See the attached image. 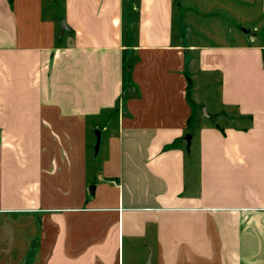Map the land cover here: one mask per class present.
Returning <instances> with one entry per match:
<instances>
[{
  "label": "crops",
  "instance_id": "obj_1",
  "mask_svg": "<svg viewBox=\"0 0 264 264\" xmlns=\"http://www.w3.org/2000/svg\"><path fill=\"white\" fill-rule=\"evenodd\" d=\"M17 1L0 0L3 241L24 227L37 264H264V34L231 24L227 41L191 42L177 0L131 4L137 27L124 0H63L69 30L43 44L40 11Z\"/></svg>",
  "mask_w": 264,
  "mask_h": 264
},
{
  "label": "rangeland",
  "instance_id": "obj_2",
  "mask_svg": "<svg viewBox=\"0 0 264 264\" xmlns=\"http://www.w3.org/2000/svg\"><path fill=\"white\" fill-rule=\"evenodd\" d=\"M136 1L137 0H124V8L128 6V2H131V4L135 6V4L137 3ZM63 2V0L17 1V8L21 9L22 13L25 11L26 6L30 8V13L34 14L32 16H34L35 18L38 16L37 12L40 11V21H42L43 25L45 26H40L39 29L34 31L31 29V35L34 37L33 41L43 44H51L52 42L55 43L58 41V38L61 36L59 21L63 15ZM189 3L192 4V15H187L186 13V11L189 9ZM11 4L14 6V0H11ZM40 5L41 8L39 9ZM176 5L177 6L175 7V28L180 29L181 25L183 26V24H189V26L191 27V31L189 32L191 34V42H210L212 41V33H214V38H216L217 35L219 39L224 38V40L227 41L228 37L226 36V29L231 24H234L236 26V29L238 28L239 30H241L240 35L242 37H245V31L243 28L250 30L253 28V26H255L253 28L254 32H258V35L264 34V16H262V0H177ZM180 13H182V15L179 18ZM127 16H129L130 23L137 27L138 10L132 9V7H130L129 14L127 13ZM186 18H188L189 22L186 21ZM239 22L240 26L238 25ZM203 29L204 34L202 32ZM35 31H38V33H36ZM201 34H203V36H201ZM199 79L200 78L196 76L193 82L198 83ZM133 90L134 89H131V91ZM194 90H196V96L198 97V99H200L202 94H204L206 98L209 93L206 92L207 87L200 85V89H198L195 88L193 83V91ZM213 90H215L216 92V89ZM124 98H127V96L124 95ZM207 98H209L210 101L215 102L213 97ZM200 107L201 106L197 108V114L198 116H200L199 121H202L203 119H205L203 116L207 114V111H205V106L202 109H200ZM214 108L215 105L213 103L211 104L210 102V107L208 108V110L212 112ZM117 121V117L113 118L112 120V122L116 123ZM93 123L94 121L89 122V124ZM198 124L199 123L196 120L192 125L191 131H189L187 134H191L193 136L192 132H195L196 137ZM98 129L101 131L99 125L91 128L87 126L86 130V140L88 144V149L89 145L93 144L92 155H94V157H97L95 156V150L98 141ZM103 132V135L101 133L100 137V146L101 142L103 143L105 141L107 135L106 131ZM8 222L9 221L5 218L0 219V264H37L35 258L27 257L29 254V244H27L28 242L24 241V227H16L18 232V234H16V242L9 243L3 241V238L8 237ZM19 222L23 223L25 221ZM145 264H149V259H147Z\"/></svg>",
  "mask_w": 264,
  "mask_h": 264
},
{
  "label": "trees",
  "instance_id": "obj_3",
  "mask_svg": "<svg viewBox=\"0 0 264 264\" xmlns=\"http://www.w3.org/2000/svg\"><path fill=\"white\" fill-rule=\"evenodd\" d=\"M130 7H131V3L129 2L128 6H126L125 8L126 13L129 11ZM132 39H133V36H132L131 28H130V23H127V25L124 27V40L126 42L125 44L126 49L124 50L123 58H122L124 92L133 83L132 78H131V73L135 65V60L137 58L135 51L132 48V42H133Z\"/></svg>",
  "mask_w": 264,
  "mask_h": 264
},
{
  "label": "water",
  "instance_id": "obj_4",
  "mask_svg": "<svg viewBox=\"0 0 264 264\" xmlns=\"http://www.w3.org/2000/svg\"><path fill=\"white\" fill-rule=\"evenodd\" d=\"M243 29H244V31H250V32L254 33V29H250V30H248L246 28H243ZM60 30H61V32H64L65 30H69L68 24H67L65 19H62L61 22H60ZM97 137H98V141H97V145H96V152H98L99 147H100L101 131L99 129L97 130ZM191 138H192L191 134H187L186 135V139L188 140V143H190ZM94 190H95V186L92 185L90 187L91 195L94 194Z\"/></svg>",
  "mask_w": 264,
  "mask_h": 264
}]
</instances>
